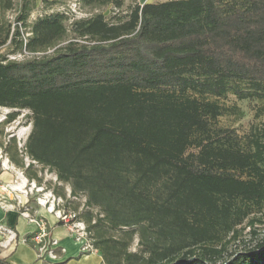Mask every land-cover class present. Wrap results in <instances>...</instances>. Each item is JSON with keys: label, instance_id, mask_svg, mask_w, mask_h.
Wrapping results in <instances>:
<instances>
[{"label": "trees", "instance_id": "16d2710c", "mask_svg": "<svg viewBox=\"0 0 264 264\" xmlns=\"http://www.w3.org/2000/svg\"><path fill=\"white\" fill-rule=\"evenodd\" d=\"M33 3L19 0L11 31L14 0H0V50L34 55H0V108L13 110L6 122L30 111L27 155L100 208L83 222L103 264H264V238L217 260V244L264 211V135L218 126L223 109L207 99L264 97V0L135 4L112 22L72 21L64 46V13L19 39ZM134 234L138 252L128 250Z\"/></svg>", "mask_w": 264, "mask_h": 264}, {"label": "rangeland", "instance_id": "374dc122", "mask_svg": "<svg viewBox=\"0 0 264 264\" xmlns=\"http://www.w3.org/2000/svg\"><path fill=\"white\" fill-rule=\"evenodd\" d=\"M121 1V7L115 8V3L113 1L103 6L89 8L77 0H33L32 11L26 20L27 27L25 28L21 23L17 25L20 30L19 39H22L24 42L26 41L25 39L30 36V26L37 19L55 13H64L68 16V21L66 22L68 31L67 41L65 40L58 45L64 46L74 36L73 28L70 26L72 21L88 19L94 14L101 13L107 21L112 22L114 21V17H117L116 19L123 17L126 11L135 4L141 5L146 2L160 3L169 0ZM18 4L19 0H14L13 10L5 14V19L13 24L11 25V31L14 30ZM15 47V45L8 42L6 46L0 50V55L11 53L7 55V58L14 61H22L34 56L29 54L25 49L21 51L15 50ZM51 52L50 50L48 53ZM207 99L210 101L216 100L223 109L222 115L216 120L218 126L232 129L240 137H251V134L264 135V97L240 100L235 95L229 93L224 98L215 99L208 97ZM11 112H13V110L0 108V195L6 200L8 205L7 208L17 210L21 216L22 213L28 214L29 220L42 219L47 224L49 231L51 229L46 219L41 217L40 212L43 211L54 218L53 214L47 211L49 203L53 201V197L56 199L60 198V205L63 204V208L66 211L76 213L82 221H86L85 218L90 211H92L94 215H99L100 208H86V197L84 193H79L76 197L71 196L70 185L68 183L59 182L54 170L43 167L31 160L25 149L26 141L32 130L31 112L26 109L21 110L14 120L6 122V117ZM262 140L264 139L262 138ZM20 185L22 187H17L15 190L11 189L12 187ZM38 199L41 201H45L46 199L48 200V204H46L45 207H41L38 204ZM58 208H60V206ZM54 220L56 221L55 218ZM56 224L64 226L61 222L58 223L56 221ZM85 226H87V223H85ZM66 229L70 234L71 232L68 227H66ZM236 229L238 230V234L235 237L230 233L221 243L217 244L216 248H221V255L217 259L219 263L228 259L231 255L254 248L255 245L264 238V211L260 210L253 212L241 225L237 226ZM102 233L105 236L108 235L114 238L123 236L121 231H107V228L103 229ZM92 236L93 233L88 234L86 237L87 241L83 244L82 239L80 240L81 242H78L73 238V240L79 244L81 254L97 251L91 245V242H93L91 239ZM30 237L25 241L32 244ZM139 249V238L137 234H134L128 246V250L130 252H138Z\"/></svg>", "mask_w": 264, "mask_h": 264}, {"label": "crops", "instance_id": "0c3cea01", "mask_svg": "<svg viewBox=\"0 0 264 264\" xmlns=\"http://www.w3.org/2000/svg\"><path fill=\"white\" fill-rule=\"evenodd\" d=\"M40 214L46 219L52 236L59 241V247L64 250L57 264H103L98 251L81 254L79 244L73 240L66 227L56 224L51 215L43 211ZM0 227L10 228L16 235L15 241L6 244L7 248H0V260L7 264H49L45 260L37 259L34 246L25 241V238L31 236L36 228L29 219L21 216L13 208L0 206Z\"/></svg>", "mask_w": 264, "mask_h": 264}, {"label": "built area", "instance_id": "2783aa9c", "mask_svg": "<svg viewBox=\"0 0 264 264\" xmlns=\"http://www.w3.org/2000/svg\"><path fill=\"white\" fill-rule=\"evenodd\" d=\"M60 203V198L56 199L53 197L52 203H49V208L47 210L48 213L53 214L58 223L61 222L65 227H68L72 238H75L78 242L82 239L83 244L87 241L86 237L89 234L86 230L85 223L79 219L76 213L66 211L63 208V204L60 205ZM38 204L41 207H45L46 204H48V200L45 199V201H41L38 199ZM0 205L3 208H7L8 206L2 195H0ZM59 206L60 208H58ZM22 216L29 219V216L26 213H22ZM30 221L34 223L36 227L34 233L30 237V241L34 246L37 259H43L49 264H56L61 253L64 252L63 248L59 247L58 240L52 236L47 224L42 219H30ZM15 238L16 235L11 229L7 227H0V248H7L6 244L15 241Z\"/></svg>", "mask_w": 264, "mask_h": 264}, {"label": "bare ground", "instance_id": "6f19581e", "mask_svg": "<svg viewBox=\"0 0 264 264\" xmlns=\"http://www.w3.org/2000/svg\"><path fill=\"white\" fill-rule=\"evenodd\" d=\"M17 187L20 188V187H22V186L20 185V186L12 187L11 189H14V190H15ZM75 242H76V241H75Z\"/></svg>", "mask_w": 264, "mask_h": 264}]
</instances>
